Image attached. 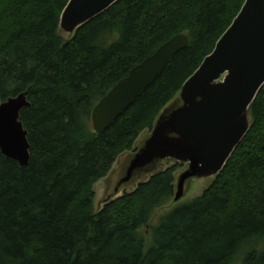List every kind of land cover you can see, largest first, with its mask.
<instances>
[{
	"label": "trees",
	"instance_id": "trees-1",
	"mask_svg": "<svg viewBox=\"0 0 264 264\" xmlns=\"http://www.w3.org/2000/svg\"><path fill=\"white\" fill-rule=\"evenodd\" d=\"M68 1L0 0V99L28 90L30 102L28 165L0 152V264H264V84L247 133L199 196L150 223L173 198L185 165L174 161L93 208L94 184L136 151L245 0H118L64 37ZM177 34L187 46L95 133L98 100Z\"/></svg>",
	"mask_w": 264,
	"mask_h": 264
},
{
	"label": "water",
	"instance_id": "water-1",
	"mask_svg": "<svg viewBox=\"0 0 264 264\" xmlns=\"http://www.w3.org/2000/svg\"><path fill=\"white\" fill-rule=\"evenodd\" d=\"M117 1L69 0L60 15V32L74 34ZM187 43L186 35L177 34L131 68L92 108L94 132L103 133L123 115ZM263 84L264 0H245L213 51L162 109L150 132L137 139L136 151L121 164L103 203L134 189L167 160L185 164L175 175L174 202L192 178L218 174L247 133L248 110ZM27 95L28 90L0 99V152L20 167L30 158L28 132L20 120V112L30 106Z\"/></svg>",
	"mask_w": 264,
	"mask_h": 264
},
{
	"label": "rangeland",
	"instance_id": "rangeland-1",
	"mask_svg": "<svg viewBox=\"0 0 264 264\" xmlns=\"http://www.w3.org/2000/svg\"><path fill=\"white\" fill-rule=\"evenodd\" d=\"M67 36H68L67 34L64 35V37H67ZM131 153L132 152L125 153V154L121 155L117 159V161L115 162V164L112 168V171L105 178L100 179L99 181H97L94 184V186H93V190H94L93 208H94V211H98L104 205L103 201L111 193L112 185L116 179V174L119 171L121 164L128 158V156ZM166 164L170 165V164H172V161L167 160ZM163 166L166 167L165 164ZM184 166L181 169H179L177 171V173L180 172L184 168ZM212 179H213L212 176L206 177V178H192L188 183V186H187V189H186L184 196L178 202H174L173 200H170L166 204H164V206L162 208L157 209L155 211L150 223L155 224L157 222L159 216H161L166 211L170 210L176 204H180V203L190 201V200L196 198L197 196H199L204 191V189H206L210 185V183L212 182ZM127 190L129 191L130 188H128ZM120 194H122V193H120ZM142 232L144 233V235L148 241V239H149L148 231L145 227H143Z\"/></svg>",
	"mask_w": 264,
	"mask_h": 264
},
{
	"label": "bare ground",
	"instance_id": "bare-ground-1",
	"mask_svg": "<svg viewBox=\"0 0 264 264\" xmlns=\"http://www.w3.org/2000/svg\"><path fill=\"white\" fill-rule=\"evenodd\" d=\"M184 205V204H183ZM150 232V231H149Z\"/></svg>",
	"mask_w": 264,
	"mask_h": 264
}]
</instances>
